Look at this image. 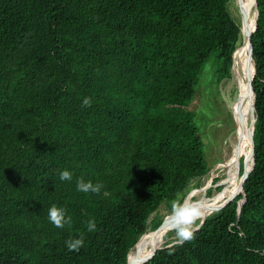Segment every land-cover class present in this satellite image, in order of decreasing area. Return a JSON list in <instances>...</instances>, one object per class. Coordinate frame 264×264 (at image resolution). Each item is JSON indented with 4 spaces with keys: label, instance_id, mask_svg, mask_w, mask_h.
Wrapping results in <instances>:
<instances>
[{
    "label": "trees",
    "instance_id": "trees-1",
    "mask_svg": "<svg viewBox=\"0 0 264 264\" xmlns=\"http://www.w3.org/2000/svg\"><path fill=\"white\" fill-rule=\"evenodd\" d=\"M229 2L0 0V264H127L140 236L199 187L209 168L188 107L210 60L216 81L231 76L241 31ZM256 3L245 202L238 213L239 191L192 240L164 243L145 264H264V0ZM244 163L234 164L239 175ZM78 178L103 187L80 192ZM53 205L71 225L51 223Z\"/></svg>",
    "mask_w": 264,
    "mask_h": 264
},
{
    "label": "rangeland",
    "instance_id": "rangeland-1",
    "mask_svg": "<svg viewBox=\"0 0 264 264\" xmlns=\"http://www.w3.org/2000/svg\"><path fill=\"white\" fill-rule=\"evenodd\" d=\"M244 5H246V0H230L228 5L231 15L239 23L240 27H241V14ZM245 15H246V11L244 13V21H245ZM241 41H242V34H241L240 43ZM241 47L239 45V47L235 51L233 60L236 58ZM212 66H213V61L210 60L203 67V70L200 75L199 83L196 87L194 100L191 102V104L188 107V109L194 113V122L196 127L198 128L199 135L203 143L204 159L207 164V167L209 168L208 173H206L199 180L198 182L199 187L196 190H192L186 195V197L188 195L190 196V199L188 201L195 203L197 206H199L203 200L211 197V194L214 191L213 188L219 182L218 181L219 178H216L214 181H210V182L208 181V178L210 173L216 167L221 166L223 164L224 158L222 157L224 154V149L226 145H228L230 139L234 137L233 135L235 134L234 121L236 119L237 121H239L240 118L239 117L240 112H238L239 109H237L239 92L236 85L237 83L234 81V75L232 74V70L230 77H226L220 82H218L216 81V76L213 73ZM240 159H243L244 161V157L242 156V154L238 153V155L235 156L234 164L236 165V163H238L239 166ZM193 183L195 184L196 181H194ZM221 184L222 183H220V185ZM220 185H218V187ZM219 191L220 190L218 189L216 190L215 196ZM158 213L162 216L165 215L166 213L165 205L160 206ZM168 216L170 217V214ZM168 216L164 218H167ZM152 217L153 215L150 216V219ZM200 221H201L200 219H197L195 221L193 225V229L197 227ZM168 222L169 220L164 225H166ZM150 229L151 228H149L148 231H151ZM154 232L155 231H151L146 233L145 235L150 233L153 234ZM167 237L168 240L165 243L171 244L172 242L173 243L179 242V238L176 235L175 231L169 232ZM134 250L135 248H132L129 252V255L130 253L134 252Z\"/></svg>",
    "mask_w": 264,
    "mask_h": 264
},
{
    "label": "bare ground",
    "instance_id": "bare-ground-1",
    "mask_svg": "<svg viewBox=\"0 0 264 264\" xmlns=\"http://www.w3.org/2000/svg\"><path fill=\"white\" fill-rule=\"evenodd\" d=\"M246 7L245 21L241 27L242 47L231 65L234 81L237 83L236 85L239 92L237 102V109H239V111H237L240 112V118L239 121H237V119L234 121L235 134L224 149L222 157L224 158L223 164L216 167L209 175V182L214 181L216 178H219V182L213 188L214 191L211 197L203 200L198 206L203 212V215L199 218L200 220L212 214V212L217 210L226 200L233 198L239 191L241 192V177L234 167L235 156L241 153L244 157V171H248L252 166V151L249 137L252 133L255 118H253L252 109L253 95L247 88V80L252 76L253 65L249 60L247 35L251 34L255 27L256 11L253 0H246ZM220 183L225 184V187L215 196V192ZM189 199L190 196L188 195L184 201ZM172 231L175 230L169 227L168 222L153 234L150 233L142 237L134 252L130 253L128 256V264L139 263L152 248L162 246L168 240V233Z\"/></svg>",
    "mask_w": 264,
    "mask_h": 264
},
{
    "label": "clouds",
    "instance_id": "clouds-1",
    "mask_svg": "<svg viewBox=\"0 0 264 264\" xmlns=\"http://www.w3.org/2000/svg\"><path fill=\"white\" fill-rule=\"evenodd\" d=\"M83 105L86 107L91 106V99L86 97L83 100ZM60 179L62 181L71 180L72 173L64 170L60 174ZM102 187L103 185L100 183L93 184L92 181H85L83 178H78L77 180V190L83 193H99ZM202 215V210L195 203L188 200H185L183 203H173L172 212L169 217V227L175 230L180 243L194 238L193 225ZM48 216L51 223L57 228H63L66 224L71 225L72 222L71 217L66 215V210L55 205L49 209ZM95 228V222L90 220L88 222V231H94ZM83 244L84 239L82 236L66 242L69 251H79Z\"/></svg>",
    "mask_w": 264,
    "mask_h": 264
},
{
    "label": "water",
    "instance_id": "water-1",
    "mask_svg": "<svg viewBox=\"0 0 264 264\" xmlns=\"http://www.w3.org/2000/svg\"><path fill=\"white\" fill-rule=\"evenodd\" d=\"M253 3H254L255 11H256L255 27H254V30H253V32H254V31H255V28H256V21H257L258 11H257V3H256V0H253ZM246 10H247V7H246V5H244V8H243V11H242V14H241V27H242V25L244 24V13H245ZM241 27H240V31H241ZM253 32H252L251 34H248V35H247L249 60H250V62H252V64H253V72H252V76L249 77L248 80H247V88H248V90H249V91L252 93V95H253L252 109H253V112H254L255 93H254V91H253V89H252V85H251V84H252V80H253V76H254V74H255V69H256L255 63L253 62V58H252V48H251V37H252ZM236 50H237V48L234 50V52H233V54H232V60H233L234 53H235ZM253 118H255V117H254V114H253ZM254 123H255V121H254ZM253 126H254V124H253ZM239 127H240V125H239ZM252 132H253V129H252ZM249 142H250L251 151H252V166H251V169H249L248 171H244V166H243V172H242V174L240 175V177H241V184H242V187H241V193L243 194L244 197H243V199H242V200L239 202V204H238V213H239V209H240V207H241L242 204L245 202V194H244V191H243V184H244L246 178L248 177V175L250 174V172L252 171V168H253V166H254V158H253L254 147H253V142H252V133H251V136L249 137ZM185 198H186V197H185ZM234 198H235V197L226 200L225 203H223L220 207H218V209L221 208V207H223L224 205H226V204L229 203L230 201H232ZM183 201H184V200H183ZM218 209H217V210H218ZM205 218H206V217H205ZM205 218H204V219H205ZM164 219H165V218H164ZM164 219H163L162 223L160 224V226H159L158 228H156V230L159 229V228L163 225V223H164ZM204 219H202V220L199 222V224L197 225V227H196L195 229H193V232L196 231V230H198L199 226L202 224V222L204 221ZM143 235H144V234H143ZM143 235L140 236V238L137 240V242H136L135 245H134V248L137 247V245H138V243L140 242V239L143 237ZM171 244H174V243L172 242ZM159 248H160V247H158V248H155V247L152 248V250H151L149 253H147V255H146L141 261H139V263H137V264H145V262L149 260L150 255H151L155 250H157V249H159ZM128 256H129V254H128ZM127 264H128V259H127Z\"/></svg>",
    "mask_w": 264,
    "mask_h": 264
}]
</instances>
